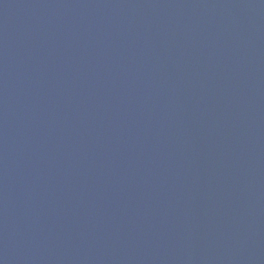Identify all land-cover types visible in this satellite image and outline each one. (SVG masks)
<instances>
[{
    "label": "water",
    "instance_id": "95a60500",
    "mask_svg": "<svg viewBox=\"0 0 264 264\" xmlns=\"http://www.w3.org/2000/svg\"><path fill=\"white\" fill-rule=\"evenodd\" d=\"M0 264H264V0H0Z\"/></svg>",
    "mask_w": 264,
    "mask_h": 264
}]
</instances>
